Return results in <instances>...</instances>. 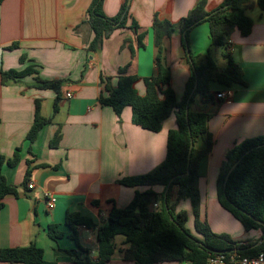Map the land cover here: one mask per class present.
<instances>
[{
	"label": "crops",
	"instance_id": "obj_1",
	"mask_svg": "<svg viewBox=\"0 0 264 264\" xmlns=\"http://www.w3.org/2000/svg\"><path fill=\"white\" fill-rule=\"evenodd\" d=\"M92 2L0 0V157L12 158L19 148L21 155L18 165L5 164L2 169L8 182L17 187V194L7 195L0 208V249L35 244L44 250L45 260L51 264H77L61 252L77 248L72 230L66 225L68 212L93 221L92 228L78 226L77 234L80 245L96 259L98 228L108 221L113 205L123 208L137 191L148 189L126 187L118 181L146 174L164 161L168 132L177 127L175 114L164 121L160 132L145 130L133 123L131 108H125L117 116L110 106L100 103V97L107 96L103 79L111 77L112 85L116 86L119 69L128 66L127 74L139 77L136 89L144 96V79L157 74L158 48L151 31L155 16L177 22L199 0H131L132 19L127 27L115 30L96 53L87 50L93 33L83 23ZM125 2L104 0L105 15L116 16ZM223 2L207 0L206 10L213 11ZM248 14L254 22L251 33L242 36L235 31L229 49L243 69L245 84L228 89L213 84L214 102L197 97L192 110L210 115L208 128L214 141L211 152L199 162L201 218L213 232L232 234L245 245L255 243L261 231H245L221 206L217 179L227 153L236 143L264 136V16L258 6ZM133 19L138 23L137 31L130 28ZM141 33H146L144 46L138 47L137 37ZM182 38L180 31L175 30L163 42L164 61L171 68L172 87L179 101L192 72ZM188 41L194 56L209 51L211 54L208 22L195 26ZM223 53L224 49L222 56ZM26 68H32L34 73L20 80L3 81L2 71ZM38 78L61 87L57 113H54L57 93L42 88ZM68 92L72 98H67ZM219 92H227L228 97L216 98ZM37 100L41 114L53 121L30 143L27 134L34 122ZM59 128L62 138L58 147L53 148L51 141ZM195 146L202 150L205 143L199 139ZM29 167L33 189L23 185ZM153 189L161 194L164 187ZM45 192L57 198L55 209L47 208ZM177 209L188 211L187 228L194 233L190 200L180 201ZM51 224H57L64 234L57 241L48 235ZM123 241L122 236L116 238L117 251L109 264H136L123 258ZM0 264L10 263L0 260Z\"/></svg>",
	"mask_w": 264,
	"mask_h": 264
},
{
	"label": "trees",
	"instance_id": "obj_2",
	"mask_svg": "<svg viewBox=\"0 0 264 264\" xmlns=\"http://www.w3.org/2000/svg\"><path fill=\"white\" fill-rule=\"evenodd\" d=\"M104 0H93L87 11L86 20L93 38L89 42V52H99L105 39L120 28L127 27L132 19L128 0L122 4L119 13L107 17L103 11ZM207 0H199L186 16L177 22L162 20L157 15L154 18L151 31L155 46L158 48L156 57L157 74L144 79L146 93L140 95L136 84L140 80L135 75H128V66L118 71L117 85L113 86L111 77L103 79L107 96L100 97L102 105L110 106L117 116H121L127 107L132 110V120L135 125L152 132H160L163 123L173 113L177 127L168 132L167 152L162 163L152 171L137 176L123 177L118 182L126 187H147L145 191H137L132 201L125 207L113 205L108 221L98 228L99 250L96 259L91 258L89 249L79 243L77 227H94L93 221L75 212H68L66 225L72 230V239L77 248L61 251L70 256L77 264H109L117 251L116 238H124L123 258L136 264H156L162 262H183L187 264H205L206 261L222 252L226 255L235 250L240 256H254L264 250V242L251 248L264 237V136L245 139L236 143L227 153L223 161L218 179L217 192L221 206L230 212L243 226L245 231L260 230L261 238L252 244L234 242L227 234H216L207 221L201 218V197L198 190L199 162L207 156L214 141L209 132L210 115L204 112H194L190 106L195 99L214 102L213 84L225 88L244 85V73L241 66L234 60L230 49L231 38L235 31L242 36H248L254 22L248 11L255 6L264 16V0H224L215 10H206ZM202 22H208L212 46L224 49L225 67H221L212 57L210 51L205 55L190 57L186 55L191 69V76L186 83L185 93L179 101L172 87L171 68L164 61L163 42L170 38L171 33L179 30L186 36L182 45L186 51L189 47L190 31ZM130 28L137 31L138 23L133 19ZM78 29V27H77ZM146 33L138 35V47H143ZM12 45L10 48H13ZM132 54L134 48L132 47ZM34 73L32 68L22 71H2L3 81L20 80ZM41 82L42 88L53 89L57 93L54 101V113L59 110L61 87L47 81ZM189 110L187 113V101ZM52 118L41 114L40 101H36L34 122L27 134V140L33 143L39 131ZM60 128L54 135L51 146L58 147L61 140ZM201 139L205 148H196V142ZM193 142L191 154L190 145ZM240 160L230 174L226 188V176L230 168ZM21 161L20 148L12 158L0 157V208L7 195L17 194V187L11 185L2 173L3 166L14 167ZM32 168L26 172L23 185L27 186ZM164 187L161 194L154 187ZM189 199L194 217V233L187 228L189 214L187 210H178L182 200ZM158 208H153V204ZM169 209V211L167 210ZM253 216V219L243 213ZM173 216L175 221L171 220ZM261 222V223H259ZM177 224V225H176ZM48 235L57 241L63 237V232L57 224L48 227ZM0 260L10 264H51L45 260L44 250L35 244L26 247L0 249Z\"/></svg>",
	"mask_w": 264,
	"mask_h": 264
},
{
	"label": "built area",
	"instance_id": "obj_3",
	"mask_svg": "<svg viewBox=\"0 0 264 264\" xmlns=\"http://www.w3.org/2000/svg\"><path fill=\"white\" fill-rule=\"evenodd\" d=\"M67 98H72V93L68 92L66 94ZM228 97L227 92H219L216 94V98L225 99ZM29 189H33L34 185L32 183L28 184ZM47 208L49 210H53L57 204V198L50 192L44 193ZM153 208H158V204H154ZM205 264H264V250L258 252L256 255L248 257V256H240L237 252L226 254H218L216 256L210 257Z\"/></svg>",
	"mask_w": 264,
	"mask_h": 264
},
{
	"label": "water",
	"instance_id": "obj_4",
	"mask_svg": "<svg viewBox=\"0 0 264 264\" xmlns=\"http://www.w3.org/2000/svg\"><path fill=\"white\" fill-rule=\"evenodd\" d=\"M130 2H131V0H128V5H130ZM185 33H186V32H184V34H183L184 39H186ZM186 53H187V55L190 57V53H191V51H190V48H189L188 46H186ZM189 102H190V99H188V101H187V108H186L187 113H188V110H189ZM192 149H193V142H192L191 145H190V151H189V154H191ZM239 162H240V160H238V161H237V162H236V163L230 168V170L228 171V174H227V176H226V180H225V184H224V187H225V188H226V184H227V181H228V178H229L230 174H231V173L233 172V170L237 167V165L239 164ZM167 210L169 211V209H167ZM243 213H245L246 215H248L249 217H251V218L253 219V216H251L249 213H247V212H245V211H243ZM170 218H171L172 221H175L174 218H173V216H171ZM259 223H261V222H259ZM176 225H177V224H176ZM262 242H264V237H263L261 240H259L256 244H254L251 248H255V247H257V246L260 245ZM234 252H237V251L235 250ZM226 253H227V252H222L221 254H226Z\"/></svg>",
	"mask_w": 264,
	"mask_h": 264
},
{
	"label": "rangeland",
	"instance_id": "obj_5",
	"mask_svg": "<svg viewBox=\"0 0 264 264\" xmlns=\"http://www.w3.org/2000/svg\"><path fill=\"white\" fill-rule=\"evenodd\" d=\"M211 55L221 67H225L226 59H224V57L222 56V48L221 47L213 46V50L211 51ZM190 108H191V110H194V103L191 104ZM214 233H216V234H227L234 242L239 243V239L234 237L232 234L225 233V232L224 233H219V232H215V231H214ZM260 238H261V235L259 236L258 239H260Z\"/></svg>",
	"mask_w": 264,
	"mask_h": 264
}]
</instances>
